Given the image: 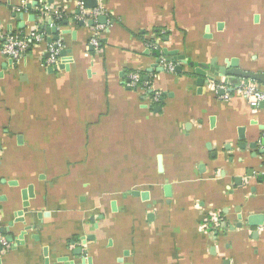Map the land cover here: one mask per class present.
<instances>
[{"label": "crops", "instance_id": "crops-1", "mask_svg": "<svg viewBox=\"0 0 264 264\" xmlns=\"http://www.w3.org/2000/svg\"><path fill=\"white\" fill-rule=\"evenodd\" d=\"M81 2L101 13L0 0V42L45 39L16 63L0 52V264H264V106L233 94L242 79L200 88L194 71L235 60L264 74V0Z\"/></svg>", "mask_w": 264, "mask_h": 264}, {"label": "built area", "instance_id": "built-area-1", "mask_svg": "<svg viewBox=\"0 0 264 264\" xmlns=\"http://www.w3.org/2000/svg\"><path fill=\"white\" fill-rule=\"evenodd\" d=\"M77 8H78V16L82 21H85L87 17L97 16L101 13L100 7H95V9L88 10L85 8L81 2V0H76ZM40 12L43 16H47L49 14L46 6L40 8ZM57 13V11H54ZM59 16L58 14H55ZM44 35L42 32H39L37 29H33L29 32L19 33V32H10L3 36L0 42V52L6 58L10 59L12 63H16L23 55H25L26 51L31 47L39 45V43L43 42ZM91 44H97V38L91 39ZM62 49V41L59 39H55L54 41H50L47 44V48L45 50L46 57L45 63L49 66L57 67L60 63V51ZM163 67L168 70H173V64L165 58L160 59ZM209 83L212 86L221 87L224 82L222 80L217 79H209ZM140 75L134 71L129 74L128 85L131 87H139L141 84ZM145 88H149L147 83H143ZM142 88V87H141ZM233 94L238 95L243 98L252 109H257L259 104L264 101V84L257 82L252 79H242L238 83L235 84V88ZM230 96V95H229ZM226 93L224 97H229ZM160 98L159 93L154 92V96L152 99L154 101ZM220 216L218 214L213 215L209 220L213 229H218V222ZM5 243V241H4ZM3 243V244H4Z\"/></svg>", "mask_w": 264, "mask_h": 264}, {"label": "water", "instance_id": "water-1", "mask_svg": "<svg viewBox=\"0 0 264 264\" xmlns=\"http://www.w3.org/2000/svg\"><path fill=\"white\" fill-rule=\"evenodd\" d=\"M33 4H35V3H33ZM102 20H104V19L102 18L101 21ZM43 26L44 25H41L40 27L43 28ZM47 31L49 33H54V34L57 33L56 28L54 26L48 27ZM57 38H58V36L55 35L54 40ZM174 53H175V51L164 50V54L168 55V56L173 55ZM60 54L65 55V51L64 50L60 51ZM178 58L182 63L187 62V60L184 58L183 55H180ZM58 67H61V65H59ZM180 68H181L180 66L176 67L177 70H180ZM53 69H57V67H53ZM194 71L198 75L197 85L200 88L202 87V85L204 84L205 81H208L209 79H214V78L217 79V78H222V77L224 78L223 82H227V78H229V77H237L240 79H252V80H255L257 82L264 83V74L263 73L242 70L238 67V64L236 63L235 60H230V61L224 60V64H222L221 66H215L213 64V61H211L208 65H201L199 67H196L194 69ZM259 105L264 106V101L261 102ZM238 135H239V139H241V140L244 139V128L243 127H240L238 129ZM262 144L264 145V139L262 141ZM240 146L242 148L245 147V143L242 141ZM249 146L251 148H255L256 145L253 142V143L249 144ZM258 152L264 153V149L263 148L259 149ZM253 154H256V153H253ZM11 184H14V182ZM32 196H33V192H32L31 186H29L28 189L23 190V192H22L23 203L22 204L24 207L28 206V197H32ZM22 214H23L22 211L18 212L17 215L19 216V218H16L15 222L23 221L22 217H20V216H22ZM22 237H23V234H20L18 239L17 240L15 239V242L17 244L22 243ZM12 240H14V239L10 235H8L7 237H5L4 241L5 242H11ZM1 249H2V244L0 243V250ZM68 264H75V263L70 262Z\"/></svg>", "mask_w": 264, "mask_h": 264}, {"label": "trees", "instance_id": "trees-1", "mask_svg": "<svg viewBox=\"0 0 264 264\" xmlns=\"http://www.w3.org/2000/svg\"><path fill=\"white\" fill-rule=\"evenodd\" d=\"M55 18H56V17H55ZM55 20H56V19H55ZM60 21H61V19H57V20H56V22H60Z\"/></svg>", "mask_w": 264, "mask_h": 264}]
</instances>
